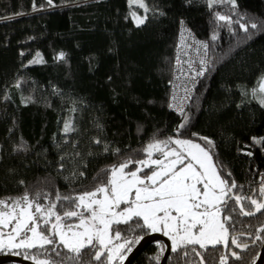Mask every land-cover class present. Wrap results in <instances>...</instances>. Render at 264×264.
I'll return each mask as SVG.
<instances>
[{
    "label": "trees",
    "instance_id": "obj_1",
    "mask_svg": "<svg viewBox=\"0 0 264 264\" xmlns=\"http://www.w3.org/2000/svg\"><path fill=\"white\" fill-rule=\"evenodd\" d=\"M144 2L147 20L137 27L130 11L145 13L136 5L130 9L128 0H53L52 6L47 0H0V198L26 189L53 197L91 191L107 179L102 169L142 159L141 149L153 138L173 136L184 119L169 110L182 20L208 42L210 63L181 136L202 146L200 137L212 141L220 175L243 186L234 192L252 195L258 188L264 107L250 92L264 74V31L249 27V39L235 21L259 26L264 0H235V9L228 3L209 7L208 0ZM217 12L232 16L230 27ZM37 53L42 63H32ZM70 118L77 130L65 135ZM119 227L129 237L150 233ZM161 249L150 245L133 264H160ZM181 253H172L168 264H185ZM80 264L98 262L85 248Z\"/></svg>",
    "mask_w": 264,
    "mask_h": 264
},
{
    "label": "snow or ice",
    "instance_id": "obj_2",
    "mask_svg": "<svg viewBox=\"0 0 264 264\" xmlns=\"http://www.w3.org/2000/svg\"><path fill=\"white\" fill-rule=\"evenodd\" d=\"M47 3L52 6L53 0H47ZM222 3H228L235 9V0H208L209 7ZM128 5L130 9L136 5L144 10V16L130 11L136 26L143 25L149 11L147 4L144 0H128ZM215 15L229 27L233 23L230 14L217 12ZM235 23L248 34L249 39L253 35L249 33V27L264 31V21L258 26L256 22L244 23L238 18ZM181 36L183 40L184 33ZM217 38L215 34L211 37L212 40ZM198 43L206 56L209 45ZM186 46L182 43V47ZM64 57L61 52L57 59ZM42 62L43 58L37 53L32 63ZM193 63L191 59L182 61L178 52L175 80L183 82L184 95L173 92L169 107L177 110L184 119L173 136L153 138L148 142L141 149L144 158H128L102 169L107 173V179L98 181L91 191L75 195H61L57 191L53 197L51 193H29L26 189L18 197L0 198V253L22 256L32 264H80V254L87 248L98 264H123L125 250L130 252V246L142 237H129L121 231L119 226L122 224L128 225V231L133 234L138 229L163 232L172 241V252L182 250V256L189 260L194 255L199 258L198 264H204L203 254L209 247L220 251L216 247L218 245L224 249L220 252L218 264H229V254L236 261L242 260L241 255L229 245L231 240L235 249L248 250L250 244L247 241L241 243V236L250 237L253 245L257 241L264 245V236L259 234L264 232V226L253 235L251 232H235V225L231 223L233 213L248 217L264 214V175L252 195L234 192L238 187L242 190L243 186H238L235 180L229 184L220 175V169L210 154L212 141L200 137L206 145L202 146L181 136L189 122L184 105L191 100V93L198 82L196 77L203 76L208 70V61L204 58L199 60V64L204 66L199 70L193 67ZM188 72H194V75L189 76ZM242 94L247 95L248 92L242 91ZM251 95L264 107V74L252 87ZM76 130L71 118L64 122L62 131L65 135ZM95 143L100 144L101 141L97 139ZM105 151H108L107 147ZM115 151L118 153L120 150ZM133 164L136 165L134 169L131 168ZM227 176L231 177V173ZM230 228L233 229L231 234Z\"/></svg>",
    "mask_w": 264,
    "mask_h": 264
},
{
    "label": "flooded vegetation",
    "instance_id": "obj_3",
    "mask_svg": "<svg viewBox=\"0 0 264 264\" xmlns=\"http://www.w3.org/2000/svg\"><path fill=\"white\" fill-rule=\"evenodd\" d=\"M231 203L232 202H230V204ZM245 204H247V202H245ZM232 215H233V220L231 223H233L235 225V229H234L235 232H244V233L251 232L253 235H255L258 232V230L260 229V227L264 226V214H262V213H258V215L253 216V217L252 216L251 217L242 216V215H238L237 213H233ZM232 231H233V229L230 228V234L232 233ZM151 233L152 232H150L149 234H151ZM259 234L261 236H264V232L259 233ZM161 235H163V234H161ZM144 236H146V235H144ZM163 236H165V235H163ZM165 237H167V236H165ZM167 239H169L171 246H172L171 239L169 237H167ZM240 239H241V243L247 241L250 244V247L246 251L241 250V249H235V247L231 245V240H229L230 248L234 251H237L242 257V260L236 261L229 254V264H264V254H263L264 245H262L261 242H259V241H257L253 245L251 238L248 237L247 235L241 236ZM138 243H135V245L133 247H132V245L130 246L131 251L130 252L127 251L128 253L126 255V258L129 256V254L132 252V250L135 248V246ZM154 243H156V244L162 246V248H164V250L161 254V259H160V264H161V262L164 258L165 252L167 251V242L165 240H161V241H157ZM154 243H152L150 245H153ZM216 247L220 251H214L211 247H209L208 252L203 254L204 264H209L210 261L212 262V264H218L220 252L224 251V249H223L222 245H218ZM197 248H198V246H197ZM172 253H174V252H172V250H171L167 264L169 263V259L172 255ZM3 254H8V253H0V255H3ZM225 254H228V253H225ZM126 258H125V260H126ZM125 260L123 261V263L125 262ZM184 261H185V264H198L199 258H197L193 255L191 260L184 259Z\"/></svg>",
    "mask_w": 264,
    "mask_h": 264
},
{
    "label": "built area",
    "instance_id": "obj_4",
    "mask_svg": "<svg viewBox=\"0 0 264 264\" xmlns=\"http://www.w3.org/2000/svg\"><path fill=\"white\" fill-rule=\"evenodd\" d=\"M181 33H184L183 36V40H182V36ZM188 33H191V35H188ZM198 42H206L208 44V42L202 38H200L195 31L190 28L187 23L185 22V20L181 21L180 24V30H179V36H178V40H177V44L175 46L174 49V70H173V74H172V79H171V94H170V104L172 103V94L173 92H176L179 96H183L184 92H183V82L179 81V80H175V76L177 75V73L175 72V59L176 56L179 52L180 55V59L182 61H186L191 59L194 63H193V67L197 70L201 69L202 67H204L203 65L199 64V60L201 58H204L208 61V65L210 63V57H209V47L207 49V55L205 56L204 54V50L200 49L199 43ZM182 43L183 45H187L186 47H182ZM209 45V44H208ZM199 49V51H198ZM207 65V67H208ZM185 69L187 70V65H184ZM187 75L191 76L194 75V72H188ZM202 76H198L196 77V80L198 81L195 85L194 90L191 93V100L187 101L184 105V111L186 112L188 107L190 106L193 98L195 97L196 94V90H197V86L199 84L200 78ZM178 85V86H176ZM191 86V85H189ZM169 104V105H170ZM171 110H173L172 112L176 113L177 115H180V113L171 108ZM181 116V115H180ZM260 181V179H259Z\"/></svg>",
    "mask_w": 264,
    "mask_h": 264
},
{
    "label": "water",
    "instance_id": "obj_5",
    "mask_svg": "<svg viewBox=\"0 0 264 264\" xmlns=\"http://www.w3.org/2000/svg\"><path fill=\"white\" fill-rule=\"evenodd\" d=\"M256 215H258V213ZM161 240H165L167 242V251L165 252V255H164V258H163L161 264H167L168 258H169L170 253H171V243H170L169 239H167V237H165L159 233H151V234H148V235L142 237V239L135 246V248L132 250V252L126 258V260L123 264H133L134 261L146 250V248L150 244L157 242V241H161ZM263 254H264V248H263ZM6 263L32 264L31 261L23 259L22 256H15L12 254L0 255V264H6Z\"/></svg>",
    "mask_w": 264,
    "mask_h": 264
},
{
    "label": "rangeland",
    "instance_id": "obj_6",
    "mask_svg": "<svg viewBox=\"0 0 264 264\" xmlns=\"http://www.w3.org/2000/svg\"><path fill=\"white\" fill-rule=\"evenodd\" d=\"M143 10V9H142ZM144 11V10H143ZM144 13V12H143ZM139 15V14H138ZM141 16V15H140ZM142 16H144V14L142 15ZM250 95H251V92H250ZM252 96V95H251ZM256 101H258L257 99H256ZM189 108V107H188ZM169 110H171L170 108H169ZM188 110V109H187ZM171 111H173V110H171ZM196 142V141H195ZM199 143V142H198ZM214 161V160H213ZM122 207H123V205H122ZM156 233H160V234H163V232H156ZM164 235V234H163ZM168 237V236H167ZM126 251V255H127V249L125 250ZM125 258H126V256H125ZM125 260V259H124Z\"/></svg>",
    "mask_w": 264,
    "mask_h": 264
}]
</instances>
